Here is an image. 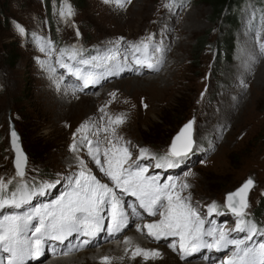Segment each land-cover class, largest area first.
<instances>
[{"label":"rangeland","instance_id":"rangeland-1","mask_svg":"<svg viewBox=\"0 0 264 264\" xmlns=\"http://www.w3.org/2000/svg\"><path fill=\"white\" fill-rule=\"evenodd\" d=\"M45 1L0 0V178L7 181L15 176L12 123L27 156L23 182L60 180L46 192L47 199L35 197V202L27 204L33 208L58 199L69 189L65 178L78 171L77 156L85 159L97 177L102 176L83 148L75 156L71 154L74 135L81 125L88 129L84 135L94 140L97 125L107 126L110 117L124 116L125 122L116 126L117 135L129 143L136 159L142 147L157 156L167 152L182 126L195 119L197 148L184 165L167 169L166 175L163 169L151 168L150 173H160L162 181L166 176L186 181L191 187L182 195L191 197L202 218L229 230L235 227L236 217L227 209L222 217L207 215L206 208L213 203L218 210L226 208L227 195L254 178L248 213L254 222L264 224V51L260 50L264 45V0H246L237 7L230 0H225L228 5L222 0H132L123 9L115 0H51L50 7ZM69 7L72 15L62 17L60 12ZM18 26L25 29L24 33L18 31ZM179 26L182 35L177 32ZM150 34H156V41L162 39L173 49L181 42L176 51L170 48L167 52L159 72H124L110 77L96 90L90 87L76 92L87 104L52 117L48 102L59 97L56 93L65 94L63 88L75 87L71 84L76 79L60 67L62 51L68 50L71 56L73 49L78 50L77 60L65 56L63 62L87 71L88 66L78 61L108 54L110 41L123 37L134 43ZM49 41L51 55L40 51L41 43ZM87 49L90 51L85 53ZM174 52V58L168 56ZM170 58L177 66L162 75ZM241 79L248 84L246 90L239 83ZM112 92L117 93L115 99L110 96ZM106 105L107 115L101 120L99 109ZM224 111L226 115L219 114ZM105 135L102 133L101 138ZM78 138L76 135V142ZM188 172L191 175H184ZM16 182H21L20 178ZM17 212L16 208H6L0 215ZM149 218L153 219L147 216V223ZM141 231L145 233L144 244H156ZM255 240L264 241V236ZM156 245L153 250L162 254L153 262L127 264H222L229 258L226 253L214 254L211 250L212 260L208 255L204 261L207 256L201 257L206 250H202L198 262H188L165 244ZM81 251L71 254L82 255ZM47 256L41 262H53ZM102 258L97 259L98 264Z\"/></svg>","mask_w":264,"mask_h":264},{"label":"snow or ice","instance_id":"snow-or-ice-1","mask_svg":"<svg viewBox=\"0 0 264 264\" xmlns=\"http://www.w3.org/2000/svg\"><path fill=\"white\" fill-rule=\"evenodd\" d=\"M104 2L111 3L113 0ZM115 2L123 9L132 0ZM165 7L171 8L172 4H166ZM60 15L71 16V8L61 11ZM18 31L24 33L25 29L18 26ZM155 36L156 34H150L135 43H128L123 37L110 41L108 54L78 61L79 65L88 66L87 71L84 67L63 62V58L68 56V50L62 51L60 67L81 82L68 90L75 95L77 91L101 86L105 80L120 76L124 72L134 75L144 74L149 70L159 72L170 46L162 39L156 41ZM260 50L264 51V45H261ZM40 51L51 55V42H42ZM77 56L78 50L73 49L68 59L75 61ZM239 83L244 90L247 89L248 84L244 79ZM116 95V92L110 93L113 99ZM143 106L147 107L146 104ZM106 107L107 105L99 109L101 120L107 115ZM124 122V116L120 115L110 117L107 126L97 125L93 129L95 140L84 135L88 129L86 125H81L76 134L79 142H76L74 135L71 145L74 153L83 148L98 171L110 183L98 178L87 167L85 159L77 156L75 159L78 171L73 177L65 178L69 189L57 200L48 205L33 207L28 212L0 215V264H29L30 261L35 264V261L45 255L46 246L49 259L54 255H68L88 246L101 233L116 238L130 224L136 231H141V224L137 221L144 218L143 214L159 217L143 225L147 236L155 241L175 238L168 247L173 251L179 250L182 259L202 250H230L232 255L227 260H222V264H264V241L255 240L257 236H264V224L253 222L248 213V196L256 185L254 178H248L236 191L227 195L226 207L236 217L235 227L230 230L218 227L213 220L202 218L197 211L198 206H193L190 196L182 195L191 187L190 184L169 176L162 181L160 173L150 174L151 168L167 170L180 167L194 153L197 148L194 136L195 119L182 126L167 152L157 156L142 147L136 159H133L129 143L117 135L116 126ZM102 133L107 135L101 138ZM10 136L15 150V176L7 181L0 178V213L6 208L21 209L30 204L34 197L45 195L60 183L59 179L40 184L23 182L27 156L14 129ZM104 144L107 146L102 147ZM184 175H191V172ZM16 178H20L21 182L17 183ZM125 197L134 198V201H125ZM216 208L215 203L211 204L207 213H214ZM71 237H76V240H70ZM124 243L129 245L131 240L125 239ZM129 252L132 259L140 257L144 261L161 256L159 250L139 246L134 250L126 247L125 255ZM109 261V256L102 258L103 264H109ZM42 264H47V261Z\"/></svg>","mask_w":264,"mask_h":264},{"label":"bare ground","instance_id":"bare-ground-1","mask_svg":"<svg viewBox=\"0 0 264 264\" xmlns=\"http://www.w3.org/2000/svg\"><path fill=\"white\" fill-rule=\"evenodd\" d=\"M169 20V19H167ZM171 21V20H170ZM161 24V23H160ZM165 25V24H163ZM169 26V25H168ZM186 28V27H184ZM188 28V27H187ZM177 32L179 35H182V29L179 28L177 29ZM161 39V38H160ZM171 43V42H170ZM181 44V42L178 44L177 43V46H175V48L173 49V51L175 50L176 51V48ZM183 44V43H182ZM181 49V48H180ZM183 50V49H182ZM172 51V52H173ZM181 51V50H180ZM169 52V51H168ZM172 54V53H171ZM168 55V56H173V58L175 57V52L172 54V55ZM168 59L167 61V66L164 67V69L161 71L162 75L164 73L167 72L168 69H171L175 66H177L174 62V59L173 61ZM165 62H166V59H165ZM249 65V64H248ZM183 68V67H180V69ZM176 69V68H175ZM170 71V70H169ZM173 72V71H172ZM51 74V73H50ZM167 74V73H166ZM164 74V75H166ZM173 74V73H172ZM180 74V73H179ZM169 75V74H168ZM172 76V75H171ZM160 77V76H159ZM172 78V77H171ZM179 78V77H178ZM113 79H116V78H113ZM111 82V81H110ZM115 82V81H114ZM179 82V81H178ZM181 82V80H180ZM113 83V81H112ZM111 83V84H112ZM176 83V82H175ZM75 85L73 86H76L78 84V82H74ZM103 84V83H102ZM114 84V83H113ZM168 86V85H167ZM166 86V87H167ZM172 86V85H171ZM101 86H97L95 88H91V90H96L98 88H100ZM165 87V85L163 86ZM174 87V86H173ZM168 88V87H167ZM90 89V88H89ZM63 90H65V94H62V93H56L59 95V97L57 96L56 98H53L50 102H48V109H51V112L50 114H52V117H55L54 115L55 114H58L60 111V114L63 113L65 110L67 109H73L74 108H80L81 106H84L85 104H87V100H84V99H81L80 96H78L77 94L73 95L70 91L68 92V89L67 87L63 88ZM88 90V89H86ZM167 91V90H166ZM170 92V91H169ZM59 100H62L63 102L60 103ZM153 100V99H152ZM223 100V99H222ZM228 105V104H227ZM238 105V104H237ZM226 106V105H225ZM225 108V107H224ZM228 108V107H227ZM58 109V111H57ZM228 110V109H227ZM232 110V109H231ZM73 111V110H72ZM235 111V110H234ZM49 112V110H48ZM57 112V113H56ZM219 114H222V115H226L225 114V111L224 113H219ZM235 114V113H234ZM59 115V114H58ZM62 115V114H61ZM68 115V114H67ZM219 116V115H218ZM228 116V115H227ZM74 117V116H73ZM231 117V116H230ZM53 120V119H52ZM60 122V121H59ZM215 122V121H214ZM229 122V121H228ZM211 123V122H210ZM216 123H218V121H216ZM221 123V122H219ZM57 124V123H56ZM223 124V123H222ZM63 125V124H62ZM219 125V124H218ZM212 126V125H211ZM79 139V138H78ZM95 140V139H94ZM78 143V142H77ZM14 150V148H13ZM15 152V150H14ZM73 156H75L74 152L71 153ZM70 154L69 158L71 159V157H73L72 155ZM59 157V156H58ZM75 159V158H74ZM64 161V160H63ZM70 163V162H69ZM99 172V171H98ZM71 173V172H70ZM99 174V173H98ZM101 174V173H100ZM103 176V175H102ZM103 182H109L107 181V179L104 177L103 178ZM110 183V182H109ZM129 198V197H127ZM131 199V198H129ZM127 199L125 198V201ZM147 216V215H146ZM152 218H149L148 219V223H151L152 222ZM128 230V231H127ZM125 232V234H124ZM122 234H124V236L121 238L119 237V235L116 237V239L118 240V238H121L120 240L118 241H115L113 238L112 241H108L104 244H102V246H100L98 249L94 248V247H91V248H88L87 250H83L81 251V253H83L82 255L79 254L77 256H75L74 254H71L69 253L68 255H54L49 261H52L51 263L49 264H98L97 263V259L100 258V257H104V256H109L110 257V261H109V264H127V263H134L136 262L137 260H140L141 262L143 263H146L143 261L142 258L138 257L136 259H132L131 258V252L128 253V255H125V248L126 247H130L132 246L131 249H134L136 246H139V247H142L144 249H150V250H153V249H156L157 247V243L158 242H163L164 243V240H160V241H155L156 244L154 243H149V244H144L142 239L144 238L143 236H145V233H143L142 231H136V229L132 226V224L129 225V228L126 229ZM121 236V235H120ZM147 237V236H146ZM130 239L131 240V244L129 245H125L124 243V239ZM70 240H73V237L70 238ZM114 240V241H113ZM101 245V244H100ZM163 245V244H162ZM94 248V249H93ZM160 248V247H159ZM165 248V247H164ZM168 250V249H166ZM170 253H173L171 252L170 250H168ZM207 252V250H206ZM205 252V253H206ZM48 254V253H46ZM162 254V252H161ZM200 254L201 253H198V254H193L191 256H188L187 258H184V259H187L188 262H193V261H199L198 258L200 257ZM178 256V254H176ZM210 257L213 256V253L212 251L209 252L208 254ZM49 258V256H47ZM121 257H123L121 259ZM180 259L181 256H178ZM154 260L156 259H150L148 263L150 262H153ZM190 260V261H189ZM42 260H40L39 262H36L35 264H42L41 262ZM48 261V262H49ZM122 262V263H121ZM33 264V263H31ZM99 264H103V262H99ZM185 264V263H184ZM189 264V263H188Z\"/></svg>","mask_w":264,"mask_h":264},{"label":"trees","instance_id":"trees-1","mask_svg":"<svg viewBox=\"0 0 264 264\" xmlns=\"http://www.w3.org/2000/svg\"><path fill=\"white\" fill-rule=\"evenodd\" d=\"M246 0H230V3L231 2H233V6L235 5L236 7L237 6H240L243 2H245ZM46 2V4H47V7H50V3H51V0H46L45 1ZM222 3H224V4H226V2H225V0H222L221 1ZM236 2V3H235ZM262 2H264V1H262ZM229 3V4H230ZM226 5H228V4H226ZM239 8V7H238ZM241 8V7H240ZM234 9V8H233ZM234 18L235 17H233V19L232 20H234ZM238 22V21H237Z\"/></svg>","mask_w":264,"mask_h":264},{"label":"water","instance_id":"water-1","mask_svg":"<svg viewBox=\"0 0 264 264\" xmlns=\"http://www.w3.org/2000/svg\"><path fill=\"white\" fill-rule=\"evenodd\" d=\"M15 130V126H14V124L12 123V125H11V130ZM16 131V130H15ZM17 132V131H16ZM18 134V133H17ZM18 136H19V134H18ZM19 143H20V145H21V148H22V144H21V138H20V136H19ZM23 149V148H22ZM236 191V190H235ZM234 192V191H233ZM232 193V192H231Z\"/></svg>","mask_w":264,"mask_h":264}]
</instances>
